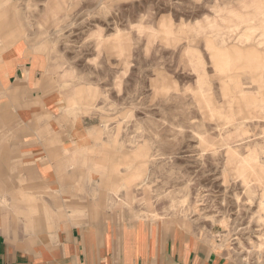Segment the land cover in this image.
Masks as SVG:
<instances>
[{"label": "rangeland", "instance_id": "obj_1", "mask_svg": "<svg viewBox=\"0 0 264 264\" xmlns=\"http://www.w3.org/2000/svg\"><path fill=\"white\" fill-rule=\"evenodd\" d=\"M254 0H0V51L56 76L90 127L78 203L172 220L264 264V14ZM235 24H238L236 26ZM216 33H222L215 35Z\"/></svg>", "mask_w": 264, "mask_h": 264}, {"label": "crops", "instance_id": "obj_2", "mask_svg": "<svg viewBox=\"0 0 264 264\" xmlns=\"http://www.w3.org/2000/svg\"><path fill=\"white\" fill-rule=\"evenodd\" d=\"M254 1L241 5L244 26L264 14ZM57 81L26 43L0 51V264H233L172 220L78 203L85 176L69 164L82 160L90 127L62 119Z\"/></svg>", "mask_w": 264, "mask_h": 264}]
</instances>
